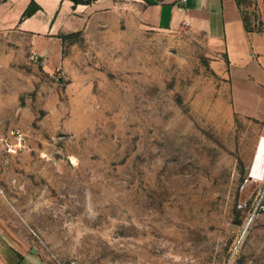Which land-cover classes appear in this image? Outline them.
Here are the masks:
<instances>
[{"label": "rangeland", "instance_id": "1", "mask_svg": "<svg viewBox=\"0 0 264 264\" xmlns=\"http://www.w3.org/2000/svg\"><path fill=\"white\" fill-rule=\"evenodd\" d=\"M217 61L204 33L124 29L87 57L86 106L55 71L25 147L0 158L1 222L30 257L264 264V89H235Z\"/></svg>", "mask_w": 264, "mask_h": 264}, {"label": "crops", "instance_id": "2", "mask_svg": "<svg viewBox=\"0 0 264 264\" xmlns=\"http://www.w3.org/2000/svg\"><path fill=\"white\" fill-rule=\"evenodd\" d=\"M33 2L38 11L24 17ZM256 9L264 24V0L249 5L243 0H97L78 5L72 0H0V158L9 154L5 144L16 141L11 133L21 131L26 141V122L36 115L33 106L41 110L44 93L52 85L57 89L52 79L57 69L72 78L70 99L86 106L87 57L105 53L108 39L121 37L124 29L204 33L218 68L235 89H264V28L254 24ZM33 52L39 64L30 60ZM235 96L251 102L237 107L242 113L254 112L255 98L245 92ZM50 98L56 100L58 93L51 92ZM257 106L255 112L264 118L263 95ZM78 114L86 120V111L73 112ZM58 115L52 113L53 120ZM1 218L0 264H41L26 253L23 234L8 230Z\"/></svg>", "mask_w": 264, "mask_h": 264}, {"label": "built area", "instance_id": "3", "mask_svg": "<svg viewBox=\"0 0 264 264\" xmlns=\"http://www.w3.org/2000/svg\"><path fill=\"white\" fill-rule=\"evenodd\" d=\"M254 24L258 28H264V24L259 17L254 19ZM29 58L34 63L39 64L41 62L40 57L35 52L31 53ZM57 72H61V70L58 69ZM60 77L61 76H59L58 78H60ZM12 134L16 137V141L14 143H6L5 144L6 145V151L8 153L17 154V153H19V151L21 149H23L25 147V138H24V135L21 131H16V132H13ZM2 193H4V189L0 185V194H2ZM67 264H81V263L74 260V261H70Z\"/></svg>", "mask_w": 264, "mask_h": 264}, {"label": "trees", "instance_id": "4", "mask_svg": "<svg viewBox=\"0 0 264 264\" xmlns=\"http://www.w3.org/2000/svg\"><path fill=\"white\" fill-rule=\"evenodd\" d=\"M76 5L78 4H92L96 2L97 0H72ZM39 9V6L36 3H32L29 8L26 10L24 17L31 16L34 13H36Z\"/></svg>", "mask_w": 264, "mask_h": 264}, {"label": "bare ground", "instance_id": "5", "mask_svg": "<svg viewBox=\"0 0 264 264\" xmlns=\"http://www.w3.org/2000/svg\"><path fill=\"white\" fill-rule=\"evenodd\" d=\"M253 177H254V179H256V180H259V179H262V177L260 176V174H258L257 172H254L253 173Z\"/></svg>", "mask_w": 264, "mask_h": 264}]
</instances>
